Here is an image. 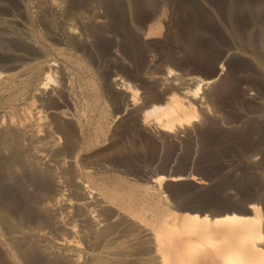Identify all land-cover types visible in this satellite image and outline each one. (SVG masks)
<instances>
[{"label": "rangeland", "instance_id": "rangeland-1", "mask_svg": "<svg viewBox=\"0 0 264 264\" xmlns=\"http://www.w3.org/2000/svg\"><path fill=\"white\" fill-rule=\"evenodd\" d=\"M64 1L53 24L52 13L38 9L39 0H0V73L22 75L49 53L57 58L56 51H71L77 63L66 64L65 71L74 77L75 88L97 95L78 89L81 95L74 97L85 101L83 107L106 108L114 121L112 131L101 137L106 147L100 148H109L101 154L114 156L109 157L114 175L139 187L152 185L157 175L189 176L163 185L167 205L179 213L193 208L239 213L253 202L264 207V0ZM83 15L92 21L81 23ZM65 19L80 36L72 46L64 41ZM60 61L55 70L64 69ZM221 63L225 72L199 94L206 108L198 106V122L168 133L140 123L145 105L170 95L169 69L177 77L206 80L218 75ZM54 72L58 83L62 72ZM31 74V81L40 76ZM39 80L45 81L36 84ZM123 80L138 90V105H128L130 92L117 87ZM57 83L51 82L46 94L58 89ZM24 85L19 87L24 101L50 107ZM197 85L191 81L176 93L194 103ZM63 102L58 107L72 109L70 101Z\"/></svg>", "mask_w": 264, "mask_h": 264}, {"label": "bare ground", "instance_id": "bare-ground-1", "mask_svg": "<svg viewBox=\"0 0 264 264\" xmlns=\"http://www.w3.org/2000/svg\"><path fill=\"white\" fill-rule=\"evenodd\" d=\"M42 1L38 9L42 14L52 13L48 17L57 23L65 1ZM79 19L87 24L92 21L84 15ZM64 25V41L72 46L78 40L76 29L69 19ZM56 52L57 58L49 53L39 65L24 68L22 75L0 73V264H264V207L260 202L239 213L207 214L194 208L179 213L167 205L163 185L186 181L189 176L157 175L152 185L139 187L129 177L111 172L109 157L114 156L101 154L100 148L106 147L101 137L112 131L114 121L108 120L106 108L89 102L85 108V101L74 97V93L81 95L83 87L76 89L74 77L65 70L66 64L77 61L71 51ZM59 61L65 63L59 64L63 70H55ZM225 69L221 63L218 75L206 80L177 77L169 69L173 78L170 95L160 98L159 104L145 105L140 123L168 133L198 122V106L206 108L199 94ZM54 71L62 72L58 89L52 87L46 94L49 84L57 83L54 75L58 72ZM31 73L45 81L36 84ZM12 79L17 83L10 84ZM191 81L198 84L194 103L176 93ZM20 84L22 89L26 84L30 95H38L50 107L24 101ZM117 85L130 92L128 105H138V90L124 80ZM86 93L95 96L93 90H83ZM63 101H70L72 109L58 107H64Z\"/></svg>", "mask_w": 264, "mask_h": 264}]
</instances>
